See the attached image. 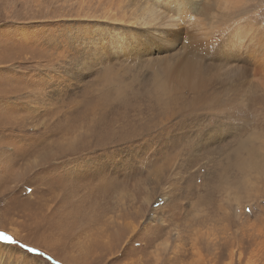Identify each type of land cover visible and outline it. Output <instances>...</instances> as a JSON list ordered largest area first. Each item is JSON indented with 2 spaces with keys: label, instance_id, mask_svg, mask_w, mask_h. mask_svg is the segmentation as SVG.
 Instances as JSON below:
<instances>
[{
  "label": "rangeland",
  "instance_id": "1",
  "mask_svg": "<svg viewBox=\"0 0 264 264\" xmlns=\"http://www.w3.org/2000/svg\"><path fill=\"white\" fill-rule=\"evenodd\" d=\"M175 1L0 0V264H264L263 183L228 193L210 162L241 124L233 110L165 120L151 107L153 69L195 52L224 11ZM237 1L216 44L256 48L232 47L264 81V0ZM159 20L170 27L147 28Z\"/></svg>",
  "mask_w": 264,
  "mask_h": 264
},
{
  "label": "bare ground",
  "instance_id": "2",
  "mask_svg": "<svg viewBox=\"0 0 264 264\" xmlns=\"http://www.w3.org/2000/svg\"><path fill=\"white\" fill-rule=\"evenodd\" d=\"M182 2L183 0H176L173 5H170V3L172 2L166 5L170 10L175 9L177 13H181L184 10L183 8L185 6L190 5L191 1L188 0L187 2L186 0L185 3ZM238 3L239 1L237 0H220L216 5H220L221 7H223L224 11L222 13L219 11L217 12L213 29L221 27L222 32L218 35H215L217 36L216 40L215 37L212 36V34L215 32V29L214 31H210L213 32L211 35H205L200 40L198 38L203 35V33L198 34V36H195L194 39L190 38V44L191 46H193L195 52L188 54L185 58L181 59L179 63H175L174 65L165 64V62H162L160 64L159 70L158 68L153 69V79L151 83L152 90L155 94L154 103L151 104V107L154 109L159 107L164 110L161 119H172L176 115V117H178L185 114H188L187 116H190L198 111H213V114H217L218 116L221 111H223V113H226L227 111L231 113V111L233 110V115H230L231 117H228H230V119L232 120H239L241 124H236L238 126H236V128H233L232 131L229 130L226 132L225 130H223L227 133V137L223 139L225 140L226 138H231V140L226 142L227 146H221L222 144H219L220 146H218V150L221 151L219 155H221L222 153H226L225 160L221 161L217 156L213 157L210 160L214 168L217 167L219 168V170L224 172V184H226L225 187L227 192L232 191L231 188L233 187L237 189L238 186H240L241 188L240 191L242 190V188H244L245 190V188L249 186V179H254L256 178V176L259 177L257 179L258 182H262L264 185V81L254 82L253 80L249 79L251 76H254V68L255 66L259 65V63L253 62L252 64L250 63L251 65H239V62L244 57H241L238 51L233 50L232 47L236 48L237 50H247L248 55L255 58L258 50L253 47L252 49H249L248 46L243 45L242 39L240 41L231 39V47L228 46V44L226 43L227 41L225 42V40H227V37L221 45L216 44V41L224 39V35L226 34L223 31V27L226 26L225 21H227V18L230 16L229 14L232 13V7H235ZM238 10L239 8H234L232 14L236 13ZM150 14H152V19L156 17V12L154 10ZM248 16H252L253 18L255 15L243 12L241 13V17L247 18ZM161 17H163V19L165 18L164 16ZM174 17L175 16H173V18L168 17L169 22L176 20V18L174 19ZM161 20L155 23L157 25L150 23L151 21L148 20L150 22H147V28L149 30H157L164 28L166 29V27H163L165 25H169L170 27L171 24L168 21V24H165L161 22ZM244 20L246 19L241 18L240 21ZM255 22L253 23L252 20L251 24L246 23V25L244 24L242 26L233 27L235 29H238V31L233 32L231 36L234 37V35H238V37L241 36L240 38H242V32H240L239 30H249V33H251L252 31L250 32V29H255V26L258 25ZM177 23L178 22H176V26L178 25ZM143 26H146V24H144ZM251 43H253V40ZM224 50L235 51V53L221 54ZM206 61H210L211 64L205 65L204 63ZM222 94H224L225 97H223ZM240 95H243L245 98V100L240 101V103H245L253 111L252 115L254 116V118L252 123L250 124H248V120L250 119V117L240 115L238 114V112H236L237 108H239L240 105L236 102V99H239ZM221 135L222 133H218V137H220ZM233 141H235L234 144H231ZM233 180L236 182V185ZM230 183L233 186H230ZM222 189L220 190L222 191ZM259 226L260 233L263 236L264 217H262ZM261 247L262 249H264V241L262 242Z\"/></svg>",
  "mask_w": 264,
  "mask_h": 264
}]
</instances>
